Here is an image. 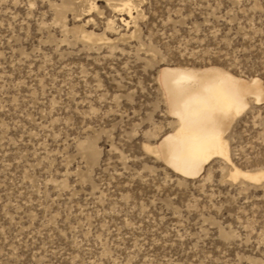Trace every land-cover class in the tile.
<instances>
[{"label":"rangeland","instance_id":"obj_1","mask_svg":"<svg viewBox=\"0 0 264 264\" xmlns=\"http://www.w3.org/2000/svg\"><path fill=\"white\" fill-rule=\"evenodd\" d=\"M210 66L264 86V0H0V264H264V183L147 150L159 71ZM227 140L263 170L264 104Z\"/></svg>","mask_w":264,"mask_h":264},{"label":"bare ground","instance_id":"obj_2","mask_svg":"<svg viewBox=\"0 0 264 264\" xmlns=\"http://www.w3.org/2000/svg\"><path fill=\"white\" fill-rule=\"evenodd\" d=\"M122 9L130 13V5ZM62 16V15H60ZM91 40L93 34L82 32ZM158 81L167 103L168 114L175 120V129L160 143L147 150L157 155L172 170L196 178L213 159H220L230 168V180L252 184L264 183V169L244 171L230 158L227 133L233 122L250 106L264 104V86L258 78L246 80L219 67H164Z\"/></svg>","mask_w":264,"mask_h":264}]
</instances>
